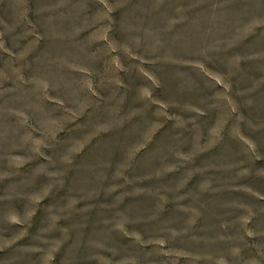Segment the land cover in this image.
<instances>
[{
  "label": "rangeland",
  "instance_id": "1",
  "mask_svg": "<svg viewBox=\"0 0 264 264\" xmlns=\"http://www.w3.org/2000/svg\"><path fill=\"white\" fill-rule=\"evenodd\" d=\"M0 264H264V0H0Z\"/></svg>",
  "mask_w": 264,
  "mask_h": 264
}]
</instances>
